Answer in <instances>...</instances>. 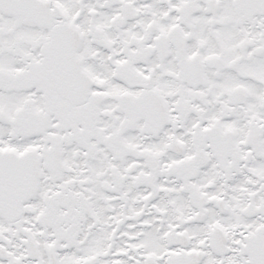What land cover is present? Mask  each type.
<instances>
[{"label":"snow or ice","instance_id":"1","mask_svg":"<svg viewBox=\"0 0 264 264\" xmlns=\"http://www.w3.org/2000/svg\"><path fill=\"white\" fill-rule=\"evenodd\" d=\"M0 264H264V0H0Z\"/></svg>","mask_w":264,"mask_h":264}]
</instances>
